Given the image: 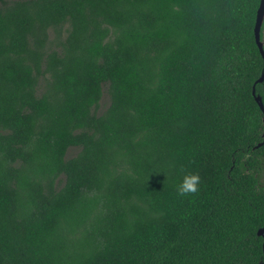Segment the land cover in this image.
<instances>
[{
    "label": "trees",
    "instance_id": "16d2710c",
    "mask_svg": "<svg viewBox=\"0 0 264 264\" xmlns=\"http://www.w3.org/2000/svg\"><path fill=\"white\" fill-rule=\"evenodd\" d=\"M258 2L0 0V264L264 263Z\"/></svg>",
    "mask_w": 264,
    "mask_h": 264
},
{
    "label": "water",
    "instance_id": "95a60500",
    "mask_svg": "<svg viewBox=\"0 0 264 264\" xmlns=\"http://www.w3.org/2000/svg\"><path fill=\"white\" fill-rule=\"evenodd\" d=\"M263 15H264V0H259L258 6H257L256 11H255V17H254V23H253V27H252V33H253L254 43H255V45H256V47L258 49V52H259L262 60L264 61V38L260 39V35H259L260 24H261ZM262 79H263V73H261L259 75V77L252 84L250 93H251L255 103L257 104L258 109L260 110L262 116L264 117V107H263L262 102L260 100V96L255 94V91H254V84L256 82L262 81ZM263 141H264V136L262 137V141L257 143L255 145V147L260 145ZM256 235L262 237L261 249H262V252H263V255H264V222L256 230ZM258 264H264V263L259 262Z\"/></svg>",
    "mask_w": 264,
    "mask_h": 264
},
{
    "label": "clouds",
    "instance_id": "9594fccd",
    "mask_svg": "<svg viewBox=\"0 0 264 264\" xmlns=\"http://www.w3.org/2000/svg\"><path fill=\"white\" fill-rule=\"evenodd\" d=\"M183 171V169H181ZM201 177L198 173H188L183 176L182 181L176 185V191L179 196L195 194L199 191Z\"/></svg>",
    "mask_w": 264,
    "mask_h": 264
},
{
    "label": "rangeland",
    "instance_id": "374dc122",
    "mask_svg": "<svg viewBox=\"0 0 264 264\" xmlns=\"http://www.w3.org/2000/svg\"><path fill=\"white\" fill-rule=\"evenodd\" d=\"M49 35L51 36V33L50 32H49ZM102 92L103 93H102L101 99L99 101L98 109H97L98 112L101 111V110H103L104 107L107 105V102H108L107 95L105 93L104 87H103ZM74 152H75V149L74 148H69V149H67L66 154L67 155H71V154H74Z\"/></svg>",
    "mask_w": 264,
    "mask_h": 264
},
{
    "label": "flooded vegetation",
    "instance_id": "af4514ba",
    "mask_svg": "<svg viewBox=\"0 0 264 264\" xmlns=\"http://www.w3.org/2000/svg\"><path fill=\"white\" fill-rule=\"evenodd\" d=\"M261 120H263V121H264V117H263V116H262ZM260 136H261V137H263V136H264V127L262 128V132H261ZM259 237L262 239V237H261V236H259Z\"/></svg>",
    "mask_w": 264,
    "mask_h": 264
}]
</instances>
